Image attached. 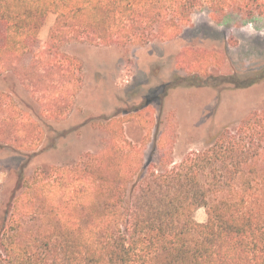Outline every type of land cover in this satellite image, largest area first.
Returning <instances> with one entry per match:
<instances>
[{
    "label": "trees",
    "instance_id": "obj_1",
    "mask_svg": "<svg viewBox=\"0 0 264 264\" xmlns=\"http://www.w3.org/2000/svg\"><path fill=\"white\" fill-rule=\"evenodd\" d=\"M203 8L215 20L264 17V0H0V77L14 76L44 117L63 118L84 87L83 62L63 52L66 43L173 40ZM50 13L46 42L24 63ZM226 55L186 47L178 66L194 85ZM231 80L250 87L264 80V68ZM127 121L102 124L110 135L102 151L38 167L19 182L5 211L0 264H264V110L160 165L144 162ZM43 136L36 118L0 90V149L34 153ZM203 207L205 222L196 218Z\"/></svg>",
    "mask_w": 264,
    "mask_h": 264
},
{
    "label": "rangeland",
    "instance_id": "obj_2",
    "mask_svg": "<svg viewBox=\"0 0 264 264\" xmlns=\"http://www.w3.org/2000/svg\"><path fill=\"white\" fill-rule=\"evenodd\" d=\"M55 21L54 14L47 15L24 63L46 42ZM186 47L226 51L224 66L214 67L210 77L192 85L193 76L178 66ZM62 50L84 65L83 90L63 118L44 117L14 76L0 77V90L10 93L44 131L34 153L0 149V237L19 182L38 167L68 164L87 152L102 151L110 142L102 124L113 117L128 119L126 134L144 144V162L160 165L164 159L179 162L206 148L224 129H236L244 118L264 110V80L247 88H236L231 80V74L249 76L264 68V17L229 13L215 20L203 8L173 40L129 47L69 42ZM196 218L205 222L206 208H200Z\"/></svg>",
    "mask_w": 264,
    "mask_h": 264
}]
</instances>
